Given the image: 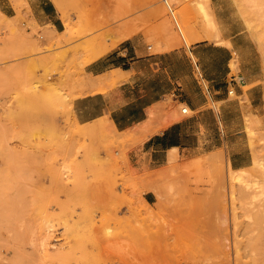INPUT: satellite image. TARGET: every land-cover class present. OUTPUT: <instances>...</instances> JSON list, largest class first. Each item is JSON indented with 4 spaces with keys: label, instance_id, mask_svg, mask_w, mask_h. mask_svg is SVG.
Returning a JSON list of instances; mask_svg holds the SVG:
<instances>
[{
    "label": "rangeland",
    "instance_id": "1",
    "mask_svg": "<svg viewBox=\"0 0 264 264\" xmlns=\"http://www.w3.org/2000/svg\"><path fill=\"white\" fill-rule=\"evenodd\" d=\"M9 1L15 15L0 11V160L4 163L0 167V264H264V128L260 121L245 119L253 161L241 171L229 170L223 148L192 157L177 152L163 164L138 170L130 165L127 153L132 148L186 115L181 112L183 105L173 104L171 96L155 109L149 132L142 126L121 133L73 128L79 141L73 158L86 150V139L90 146L102 145L107 149V172L123 187L131 216L116 222L103 214L99 220L115 223L117 228L110 235L120 236L121 244H103L94 230L99 225L96 220L93 230L89 224L80 232L68 227L67 244H48L52 236L48 221L38 234L30 235L29 244H19L26 238L19 233L18 201L12 196L19 180V154L30 153L20 147L49 145L47 118L60 112L66 86H70V99L93 91L88 88L84 65L114 48L129 32H142L152 52L204 39L224 41L215 36L220 25L211 0H52L65 27L60 34L28 18L31 14L24 0ZM216 3L223 7L231 30L246 36V54L251 51L250 57L259 58L264 68V13L260 17L257 11H249L246 0ZM257 34L262 37L257 39ZM242 55L244 50L233 52L230 67L235 73L240 72ZM54 74L62 85L51 82ZM229 98L247 102L245 94L232 93ZM27 115H42L44 127L31 126ZM44 136L48 139L43 140ZM69 170V175L75 172ZM145 192L154 194L153 204L141 201Z\"/></svg>",
    "mask_w": 264,
    "mask_h": 264
},
{
    "label": "crops",
    "instance_id": "2",
    "mask_svg": "<svg viewBox=\"0 0 264 264\" xmlns=\"http://www.w3.org/2000/svg\"><path fill=\"white\" fill-rule=\"evenodd\" d=\"M24 1L31 14L28 18L40 28L48 26L53 34L65 30L52 0ZM216 1L211 0L220 25L215 36L224 43L204 39L189 46L152 52L142 32H129L114 48L84 65L83 71L90 79L88 88L93 91L70 99V86H66L60 112L47 118L51 125L49 145L20 147L30 153L19 154V180L12 196L18 201L19 233L26 238V242L19 240V244H29L30 235L38 234L46 221L52 233L48 244H67L68 227L74 226L80 232L89 224L93 230L94 220L99 224L94 230L103 244H121L120 236L110 235L117 228L115 223L102 224L99 220L103 214L114 217L116 222L131 216L128 200L123 198V187L115 184L108 174L107 149L102 145L90 146V140L86 139V150L81 149L73 158L75 144L79 142L73 134L74 127L86 131L106 128L121 133L142 126L149 132L154 127L150 123L155 109L171 96L173 104L186 106L188 112L150 134L127 153L133 168L163 164L177 152L192 157L219 148L224 149L232 171L252 164L245 119L260 121L264 128V68L259 58L250 57L251 51L246 54V36L231 30L222 13L223 7ZM0 11L6 16L16 13L9 0H0ZM243 50L247 59L245 63L242 55L238 73L243 82L230 83L233 52L240 54ZM51 82L62 85L57 74L51 75ZM250 84L253 85L243 90ZM231 88L237 96L245 94L247 102L230 99ZM26 120L31 126L42 128L41 121L46 118L27 115ZM3 164L0 160V167ZM70 168L75 170L71 175ZM141 201L151 205L155 196L145 192Z\"/></svg>",
    "mask_w": 264,
    "mask_h": 264
},
{
    "label": "bare ground",
    "instance_id": "3",
    "mask_svg": "<svg viewBox=\"0 0 264 264\" xmlns=\"http://www.w3.org/2000/svg\"><path fill=\"white\" fill-rule=\"evenodd\" d=\"M247 1V5H248V10L249 11H251V12H255V11H257L258 12V14H259V16L261 17V15L264 13V0H246ZM246 5V6H247ZM243 7H244V4H243ZM256 14V13H255ZM261 14V15H260ZM255 17V16H254ZM257 18V17H256ZM255 20V19H254ZM258 21H260V20H258ZM255 22V21H254ZM261 22H262V20H261ZM248 23H249V21H248ZM250 24V23H249ZM256 25V24H255ZM258 25V24H257ZM261 25H262V23H261ZM260 25V26H261ZM264 25V24H263ZM262 25V26H263ZM249 26V25H248ZM261 26V27H262ZM256 27V26H255ZM258 27V26H257ZM256 27V28H257ZM254 28V27H253ZM255 29V28H254ZM258 29V28H257ZM257 32V31H256ZM259 33H262V32H259ZM258 35V34H257ZM259 37H262V35L261 34H259L258 36H257V39L259 38ZM113 43V42H112ZM95 57V56H94ZM95 81V80H94ZM90 82V79H88V83ZM87 83V82H86ZM88 85V84H87ZM155 114V113H154ZM152 117H153V115H152ZM153 118H155V117H153ZM151 124V123H150ZM174 158V155H171L170 156V159H173ZM229 170H231V169H229ZM236 172H238V171H241V170H235ZM237 174V173H236ZM241 175V174H240ZM239 176V175H238ZM111 241V240H110ZM158 261V260H157Z\"/></svg>",
    "mask_w": 264,
    "mask_h": 264
},
{
    "label": "built area",
    "instance_id": "4",
    "mask_svg": "<svg viewBox=\"0 0 264 264\" xmlns=\"http://www.w3.org/2000/svg\"><path fill=\"white\" fill-rule=\"evenodd\" d=\"M229 81H230V83H237V82H241V83H242V82H243V78H242V76H241L240 74L233 72V73L229 76ZM233 92H234V91H233L232 88L228 90V93H229V94H232ZM181 112H182L183 114L187 113V112H188L187 107H186V106H183V107L181 108Z\"/></svg>",
    "mask_w": 264,
    "mask_h": 264
}]
</instances>
